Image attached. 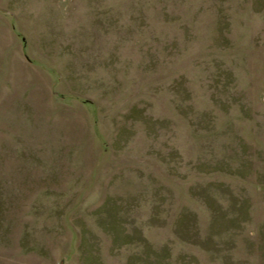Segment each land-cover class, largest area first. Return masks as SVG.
<instances>
[{
    "label": "rangeland",
    "instance_id": "374dc122",
    "mask_svg": "<svg viewBox=\"0 0 264 264\" xmlns=\"http://www.w3.org/2000/svg\"><path fill=\"white\" fill-rule=\"evenodd\" d=\"M0 264H264V0H0Z\"/></svg>",
    "mask_w": 264,
    "mask_h": 264
}]
</instances>
